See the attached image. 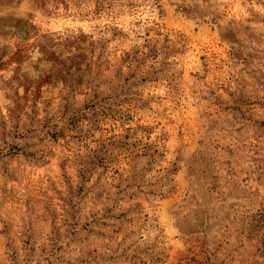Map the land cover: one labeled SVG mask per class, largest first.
Returning a JSON list of instances; mask_svg holds the SVG:
<instances>
[{
  "label": "rangeland",
  "instance_id": "rangeland-1",
  "mask_svg": "<svg viewBox=\"0 0 264 264\" xmlns=\"http://www.w3.org/2000/svg\"><path fill=\"white\" fill-rule=\"evenodd\" d=\"M0 264H264V0H0Z\"/></svg>",
  "mask_w": 264,
  "mask_h": 264
}]
</instances>
